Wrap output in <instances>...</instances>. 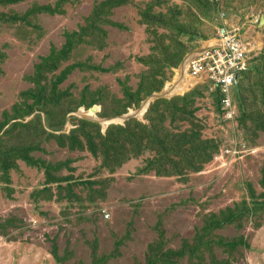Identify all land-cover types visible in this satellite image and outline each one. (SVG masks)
Here are the masks:
<instances>
[{"label": "rangeland", "instance_id": "obj_1", "mask_svg": "<svg viewBox=\"0 0 264 264\" xmlns=\"http://www.w3.org/2000/svg\"><path fill=\"white\" fill-rule=\"evenodd\" d=\"M221 12L231 123L173 92ZM0 264H264V0H0Z\"/></svg>", "mask_w": 264, "mask_h": 264}, {"label": "built area", "instance_id": "obj_2", "mask_svg": "<svg viewBox=\"0 0 264 264\" xmlns=\"http://www.w3.org/2000/svg\"><path fill=\"white\" fill-rule=\"evenodd\" d=\"M218 17L220 24L214 34L201 41L186 59L183 75L189 87L194 81L208 84L210 92L218 97L216 114L219 120L231 123L239 114L236 92L255 46L253 39L248 37L249 25L229 22L224 12Z\"/></svg>", "mask_w": 264, "mask_h": 264}, {"label": "bare ground", "instance_id": "obj_3", "mask_svg": "<svg viewBox=\"0 0 264 264\" xmlns=\"http://www.w3.org/2000/svg\"><path fill=\"white\" fill-rule=\"evenodd\" d=\"M239 20V19H238ZM123 26V25H122ZM126 27V26H125ZM120 32V31H119ZM254 46L256 47V44L254 43ZM171 54V53H170ZM172 57V56H171ZM178 58V57H177ZM177 58L175 60H177ZM187 62V61H186ZM185 62V64H186ZM168 70V69H167ZM184 87H187L188 88V85H187V82H185L184 80V75H183V71L182 73H178V75H176V78H175V91H179V90H183ZM150 102V99H148L147 101H145L143 103V106L142 108L140 109L139 111V115L141 116L143 114V112L145 111V109L147 108L148 104ZM97 110H96V107H93L91 109L88 110V114L90 116H94L95 117V114H96ZM121 119V118H119ZM118 119L117 118H108V119H105L104 121H102V125L105 126L106 124H109L110 122L112 121H117ZM239 141V140H238ZM239 143V142H238ZM247 144V143H246Z\"/></svg>", "mask_w": 264, "mask_h": 264}, {"label": "trees", "instance_id": "obj_4", "mask_svg": "<svg viewBox=\"0 0 264 264\" xmlns=\"http://www.w3.org/2000/svg\"><path fill=\"white\" fill-rule=\"evenodd\" d=\"M214 32H215V31H214ZM214 32L211 33L210 35L205 36V37H196V38H195L196 41H195V45H194L195 48H194V49H196V48L199 46V44H200L201 41L206 40V39H208L209 37H211V36L214 34ZM194 49H192V50H194ZM251 60H252V59H251ZM251 64H252V61H250V64H249V66H248L247 71L250 69ZM247 71H246L245 74L243 75V78L241 79L240 84H241V82L243 81V79H244V77H245ZM240 84H239V87L241 86ZM239 87H238L237 92H236V98H237V94H238V91H239ZM215 98H216V100H217L216 105H217V110H218V108H219V104H218V97H217V95H215ZM236 102H237V101H236ZM237 106H238V105H237ZM238 110H239V108H238Z\"/></svg>", "mask_w": 264, "mask_h": 264}, {"label": "water", "instance_id": "obj_5", "mask_svg": "<svg viewBox=\"0 0 264 264\" xmlns=\"http://www.w3.org/2000/svg\"><path fill=\"white\" fill-rule=\"evenodd\" d=\"M153 98H154V97H151V98H150V100H151V99H153ZM122 118H123L124 120L126 119V117H125V116H123Z\"/></svg>", "mask_w": 264, "mask_h": 264}]
</instances>
